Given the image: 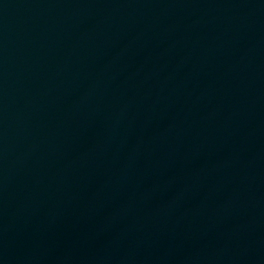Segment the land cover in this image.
Segmentation results:
<instances>
[{"label":"water","instance_id":"water-1","mask_svg":"<svg viewBox=\"0 0 264 264\" xmlns=\"http://www.w3.org/2000/svg\"><path fill=\"white\" fill-rule=\"evenodd\" d=\"M0 264H264V0H0Z\"/></svg>","mask_w":264,"mask_h":264}]
</instances>
